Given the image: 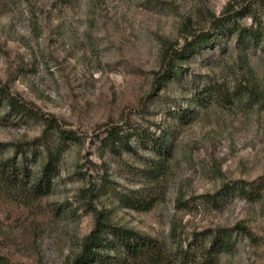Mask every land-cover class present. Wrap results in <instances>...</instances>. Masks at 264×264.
Listing matches in <instances>:
<instances>
[{
	"label": "rangeland",
	"instance_id": "374dc122",
	"mask_svg": "<svg viewBox=\"0 0 264 264\" xmlns=\"http://www.w3.org/2000/svg\"><path fill=\"white\" fill-rule=\"evenodd\" d=\"M255 1L0 0V86L81 137L62 154L48 196L0 192V255L21 264H74L94 215L102 213L116 225L192 250L202 245V234L241 224L250 234L233 235L232 250L216 264H264V189L254 199L223 190L225 183L264 181V56L224 40L229 54L209 50L182 65L183 82L154 89L165 45L180 49L187 29L207 30L229 4L240 9ZM245 54L256 99L199 105L194 86L247 74L239 62ZM107 123L147 134L133 138L129 152L106 154L99 140ZM165 131L172 155L151 177L157 153L145 138ZM41 132L35 122L0 123V155L11 157L20 142ZM33 160L28 164L35 169ZM136 191L155 201L151 210L116 198Z\"/></svg>",
	"mask_w": 264,
	"mask_h": 264
},
{
	"label": "trees",
	"instance_id": "16d2710c",
	"mask_svg": "<svg viewBox=\"0 0 264 264\" xmlns=\"http://www.w3.org/2000/svg\"><path fill=\"white\" fill-rule=\"evenodd\" d=\"M245 17L251 20L250 24L243 23ZM224 40L235 41L236 48L244 52L254 49L264 56V0H256L240 9L229 4L221 15L213 17L207 30L187 29L180 49L172 44L165 45L154 89H163L172 81L183 82L185 72L182 65L194 57L204 56L209 50L224 56L229 54V48L224 45ZM239 62L243 64L241 69L248 72L247 74L244 72L245 75L242 77L236 72L228 84L206 78L202 89L194 86V97L199 105L205 103L235 105L256 99L257 81L251 72L249 55L240 57ZM7 122L39 123L42 125V132L31 142H20L11 157L4 158L0 155V192L10 197L26 195L32 200L48 196L52 192L53 180L59 175L62 154L67 146L81 141L80 135L65 130L55 117L40 114L34 105L13 95L6 87L0 86V123ZM104 128V136L99 140L100 151L114 156L129 152L132 139L137 137L140 140L143 134H147L145 130L126 129L121 124L107 123ZM164 133L157 137L145 138L148 146L157 153L155 154L157 162L151 164L154 172V175H149L151 177L164 168L172 155L170 147L166 146L165 142L167 132ZM29 157L34 158L35 169L29 166L28 161H32ZM104 181L106 183L103 188L108 193L110 182L107 179ZM257 188L264 189V181L254 184L238 181L235 185L228 183L223 185L224 191L239 192L251 199L260 196L261 191H256ZM116 198L126 207L142 212L151 210L155 204V201L146 199L142 191L117 195ZM240 233L250 234L245 226L238 224L232 230H220L214 234L204 233L200 247L192 250L193 246L189 244V249H184L178 245L170 247L157 238L116 225L107 221L102 213H97L94 215L93 228L84 238L82 251L74 264H195L198 258L205 264H216L221 253L232 250L231 237ZM198 238L197 236L195 242ZM0 264L21 263L0 255Z\"/></svg>",
	"mask_w": 264,
	"mask_h": 264
}]
</instances>
